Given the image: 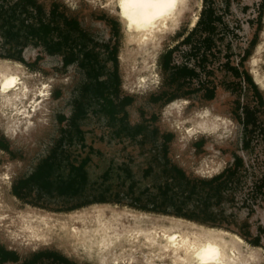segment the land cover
Wrapping results in <instances>:
<instances>
[{
  "label": "rangeland",
  "instance_id": "obj_1",
  "mask_svg": "<svg viewBox=\"0 0 264 264\" xmlns=\"http://www.w3.org/2000/svg\"><path fill=\"white\" fill-rule=\"evenodd\" d=\"M36 1L41 10L35 15L24 10L34 12L30 5L24 8L21 0H0V55L23 57L29 70L44 77L52 75L53 98L44 125L31 143L11 140L0 128V172L5 171V162L11 161L13 167L6 184L7 192L2 197L8 202L13 197L18 199L11 193L13 182L36 170L45 158H54L57 165L50 176L52 187L41 190V199L36 195L27 197L30 201L41 200L50 209L19 199L17 202L20 207L25 204L39 209L35 217L40 221L53 222L62 229L66 219L75 222L81 217L85 222L96 216L104 220H107L105 217L122 218L128 223L138 221L147 226V217L155 213L205 225L208 230L205 235L215 233L218 242L232 245L237 252L245 251L253 259H249V264H264V91L258 82L259 78H264V0H185L177 26L169 31L172 33H166L155 52V65L151 70L154 81L132 91L121 87V29L110 13L86 0ZM53 4L57 9L50 14ZM208 6L219 19H215L216 29L211 33L214 40L211 55L198 68L188 54L190 45L184 44L182 39ZM14 11L17 19L12 21L15 24L12 32L7 33V17ZM62 15L76 19L79 29L66 25ZM39 23H43L38 32L43 38L39 34L26 35L30 26L37 27ZM204 28L203 24L197 28L191 42L198 40ZM64 32L67 40L63 45L54 44L60 42ZM112 46L117 48V64L113 62ZM170 50H173L170 64L195 66L199 78L180 89L172 84L162 59L166 55L168 61L166 52ZM244 52L249 55L242 57ZM64 56L71 60L66 66ZM116 65L118 86L114 78ZM230 66L249 72L262 95L261 104L242 76H233ZM212 87L213 98L208 99L206 91ZM219 95L220 107L226 116L224 131L219 132L224 134H196L176 148V132L168 125L170 118L165 113L167 105L180 99L185 103L183 113L194 110L197 103L214 110L211 100ZM126 97L130 98L129 102ZM244 107L254 111L248 124L243 122ZM168 132H172L173 137L165 142L164 135ZM208 143L219 150L217 155L223 166L205 174L197 167L208 154ZM83 158L87 160V179L82 180L77 193L59 194L54 184L67 178L70 163L77 164ZM235 158H239L240 163L233 167ZM172 166L181 168L188 179L208 180L227 167L232 172L222 179L219 187H215L217 183L207 185L199 181L191 191V185L183 177L172 178L175 172ZM105 170L107 176L103 177ZM166 182L170 186L165 196L158 187ZM30 185L34 192L41 189L40 180H33ZM97 197H105L109 202L53 210L94 201ZM129 203L171 210L176 205L186 211L201 209L210 224L174 214L139 210ZM101 204H116L113 207L122 208L103 212ZM94 205H98V209L85 210ZM33 212L27 210L26 213L33 215ZM53 228L43 227L44 231ZM0 244L17 251L21 259L38 250L63 254L48 246L11 248L1 241ZM82 261L87 260L82 257ZM43 264L58 263L44 261Z\"/></svg>",
  "mask_w": 264,
  "mask_h": 264
},
{
  "label": "bare ground",
  "instance_id": "obj_2",
  "mask_svg": "<svg viewBox=\"0 0 264 264\" xmlns=\"http://www.w3.org/2000/svg\"><path fill=\"white\" fill-rule=\"evenodd\" d=\"M86 1L104 8L120 24L121 85L143 87L154 81L151 70L155 65V52L166 33H172L169 31L177 26L176 20L185 0ZM33 72L17 59L0 57V128L11 140L30 143L29 139L33 140L35 135L30 129L33 117H40V126L43 127L46 113L53 103L52 75L44 77ZM258 82L264 91V78H259ZM220 100L221 95L211 100L214 110L197 103L189 113L181 111L185 103L180 99L172 100L168 107L172 115L169 122L180 130L175 131L176 142H183L195 134L220 135L222 132L219 131H224L226 124ZM213 147L206 144L208 154L198 162V171H213L220 164L219 150ZM9 162L4 164L5 171L0 172V241L7 247L48 246L61 250L79 264H249L252 259L245 251L237 252L232 245L218 242L215 233L205 235L208 231L205 225L155 213L147 217V226L138 221L128 223L117 217H105L107 220H104L93 216L85 222L81 217L75 222L66 219L60 229L53 222L48 224L35 217V211L39 209L25 204L20 207L15 197L9 202L2 197L7 192L6 184L13 168ZM114 205L101 204L102 211L121 210L122 207ZM95 209L98 205L85 210ZM27 210L34 211L33 215L26 213ZM46 226L54 228L44 231ZM82 257L87 261L83 262Z\"/></svg>",
  "mask_w": 264,
  "mask_h": 264
},
{
  "label": "trees",
  "instance_id": "obj_3",
  "mask_svg": "<svg viewBox=\"0 0 264 264\" xmlns=\"http://www.w3.org/2000/svg\"><path fill=\"white\" fill-rule=\"evenodd\" d=\"M21 1L24 5V8L27 5H30L34 9V12H32V11L25 8L24 10L26 12L35 14L36 12L41 10V5L36 0H21ZM56 9H57L56 4H53L49 13L54 14ZM210 9L211 8L208 6V8L205 7L202 10L201 16L197 20L196 25L193 28H191L184 35V37L182 39L184 44L190 45L188 54L190 56H192V58L194 59V65L197 66L198 68L202 67L203 64L205 63V61L208 59L207 57L209 55H211L210 53H211L212 44H214V40L211 37L212 36L211 33L214 32V30L216 29L214 23H215V19H217V20L219 19V16H216L214 13V10H210ZM16 15H18V14H16V11L10 12V14L8 15L7 21H6V25H7L6 26V32L7 33L12 32L13 26L15 25L14 22H12V21L17 19ZM62 17L64 18L66 25H68L72 29H76V30L79 29V24H78V21L76 19L66 18L63 15H62ZM202 24L205 26V28L203 31L199 32L198 40L191 42L192 34L195 31H197V28L199 26H201ZM42 27H43V23H39V25L37 27L32 25L29 27V30H28L26 35H30V37L38 35L39 34L38 32H39V30H41ZM202 32H204V34H202ZM64 33H65V36L59 38L60 42H54V44L59 43L60 45H63V41L67 40V37H66L67 33L66 32H64ZM201 34H202V36H201ZM111 51H112L113 62L115 64H117V48L112 46ZM172 52H173V50H170V52H166V53H168V56H169L168 61H166L167 56L163 55V58H162L163 59V65H165V66L167 65V69L170 72V80L172 81V84H176L177 88L180 89L185 84H188V82H190L192 79L199 78V73L196 71L195 66L189 67L186 64H181V65L170 64V57H171ZM248 55H249V53L244 52L242 57H247ZM1 57L15 58V59L20 60L26 64L23 57H11V56H1ZM36 59H39V57L37 56ZM242 60L243 59L240 60V63L242 62ZM227 62H228V60H227ZM69 63H71V60L69 58H67L66 56H64L63 65L66 66ZM229 69L235 78H240V76H242L245 83H248L251 86L253 92L256 94L255 97L258 100V103L261 104L263 102L262 95L259 92L258 87L254 83L249 72L246 70L244 72H242V70L239 71L238 67L236 68V67L230 66ZM114 78H116V80H117L116 86H118L117 65H116V71L114 72ZM200 87H201V85L199 86V88ZM206 93H207L206 98H208V99L213 98L214 87L210 88V90H207ZM173 98H175V96ZM126 99H128V102L130 101V98H128V97H126ZM243 109H244L243 110V122L245 124H248L250 121V118L254 116V111L252 109H250L249 107H244ZM172 137H173V133L168 132L164 135V141L168 142L172 139ZM164 148H165V152H166V146ZM166 160L168 161V158H166ZM54 163H55L54 158H45L39 164V166L36 168V170L32 171L27 176L19 178L17 181L13 182V184L11 185V193L23 202H27V203H30L33 205H37V206L47 208L46 205H43L41 200L30 201L27 199V197L32 196V195H36L37 197H39V199H41L42 198L41 190H43V189L47 190V189L52 187L53 181L51 180L50 176H51L52 171L54 170V166L57 165ZM86 163H87L86 158H83L77 164L70 163L68 165L67 178L64 179L63 182L59 181V184H54V185H56V189H57V192H59V194H61V195H73L74 193H77L82 180L84 181L87 179V173H86V169H85ZM239 163H240L239 158H235L233 167H235ZM172 169H173V171H175L172 178H176L178 176L183 177L186 180V182L191 185V191L195 190L196 182H199V181L201 183H206L207 185H212V184L217 183V185L215 187H219L222 184V182H221L222 179L226 178V176L230 172H232L231 169L229 167H227V168H224L221 172L210 177L208 180H200L197 178L188 179L185 172L177 166H172ZM102 176L103 177L107 176V170H105L102 173ZM33 180H38V181L40 180V188L41 189L40 190L37 189L36 192H34V190L31 189L30 184H31V182H33ZM169 186H170V184L168 182H166L165 185L159 186L158 188L166 196V195H168V187ZM95 199L96 200H94V201L74 205V206H71L68 208L59 207V208H56L53 210L72 209V208H76V207H79L81 205H85V204H88L91 202H109V200L105 197L104 198H98L97 197ZM129 206L137 208L139 210H146V211L165 213V214L166 213L174 214V215H177L179 217H184L187 219L198 221L200 223L210 224L207 221V218L203 215V212H202L203 210H201V209L200 210L198 209V210L186 211V210H184V208L181 205H178V206L176 205L173 210L161 208V207H155V206L148 208V207H144V206H138V205L133 204V203H129ZM47 209H50V208H47ZM49 253L52 255V258L54 259V257H55L54 251H49V252L48 251H38V252L33 253L32 256L28 260H24L21 264L34 263L38 258L43 257ZM61 257H62L63 261L67 262V264H77L74 261L71 262L68 258H66L64 256H61ZM7 259L12 260V261H17L19 259V257H18V254L15 252V250L6 249L2 244H0V264L2 262L6 261Z\"/></svg>",
  "mask_w": 264,
  "mask_h": 264
},
{
  "label": "crops",
  "instance_id": "obj_4",
  "mask_svg": "<svg viewBox=\"0 0 264 264\" xmlns=\"http://www.w3.org/2000/svg\"><path fill=\"white\" fill-rule=\"evenodd\" d=\"M159 49V48H158ZM20 61V60H19ZM22 62V61H21ZM23 63V62H22ZM26 67H27V65L25 64V63H23ZM34 73V75H36V73L38 74L39 72H33ZM123 84V83H122ZM126 86H127V88H126ZM121 87L123 88V89H128V90H130V91H132V90H134V89H136L137 87L135 86V87H133V86H131V85H121ZM133 87V88H132ZM131 88V89H130ZM52 92V91H51ZM51 95H52V93H51ZM169 105H170V103L167 105V107H166V109H165V113H167L171 118H172V115H170L169 114V111H168V107H169ZM183 107V106H182ZM36 116V115H35ZM35 116L33 117V119H32V121H31V125H30V129L32 130H34V134L35 135H33V140H35L34 139V136H35V138H36V133H38V131H39V127L38 126H40L41 125V121H40V117H36L35 118ZM168 125L171 127V128H173V126H171L172 124L169 122L168 123ZM38 127V128H37ZM40 128H42L41 126H40ZM36 129H38V131L36 130ZM175 131L176 130H178V131H180L179 130V128H178V126L177 125H175V128H173ZM36 130V131H35ZM196 135V134H195ZM11 139V138H10ZM33 140H31V138L29 139V141H30V143H31V141H33ZM182 143L183 142H180V141H175V147L177 148V146H180V145H182ZM218 161H219V159H218ZM218 163H220V162H218ZM223 166V164L221 163V164H219L218 166H216L214 169H213V171H208V172H204L205 174H208V173H213L214 171H216L217 169H219V168H221ZM7 249V248H6ZM38 251H54V250H38ZM38 251H35V252H38ZM17 254H18V252L17 251H15ZM35 252H33V253H35ZM55 253H54V259L52 258V255L49 253V254H46L45 256H43V257H40V258H38L34 263H31V264H43L44 263V261H50V262H53V263H58V264H67V262H65V261H63L62 260V257L61 256H64L63 254H60L59 252H56V251H54ZM32 253V254H33ZM32 254L29 256V257H25V258H23V259H21L20 258V256L18 255V257H19V259L17 260V261H12V260H9V259H7L6 261H4V262H2L1 264H21L24 260H28L31 256H32ZM65 257V256H64ZM67 258V257H66ZM71 262H72V260H70Z\"/></svg>",
  "mask_w": 264,
  "mask_h": 264
}]
</instances>
